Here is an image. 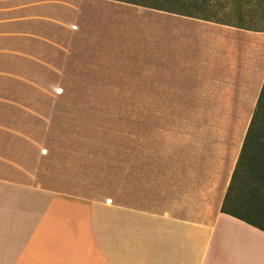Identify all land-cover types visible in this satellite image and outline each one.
Wrapping results in <instances>:
<instances>
[{
    "label": "crops",
    "instance_id": "1",
    "mask_svg": "<svg viewBox=\"0 0 264 264\" xmlns=\"http://www.w3.org/2000/svg\"><path fill=\"white\" fill-rule=\"evenodd\" d=\"M138 2L0 0V264H264V215L243 216L249 206L231 190L245 139L233 127H211V136L202 125L200 146L171 156L148 155L135 137L138 185L125 118L119 130L132 187L98 200L94 132H103L93 101H157L195 85L204 101H222L229 90L244 101L240 115L254 112L264 83V41L255 43V31L222 25L219 43L201 45L165 33L158 19L148 36ZM113 77L160 85L161 94L100 96L89 85L134 82Z\"/></svg>",
    "mask_w": 264,
    "mask_h": 264
},
{
    "label": "rangeland",
    "instance_id": "2",
    "mask_svg": "<svg viewBox=\"0 0 264 264\" xmlns=\"http://www.w3.org/2000/svg\"><path fill=\"white\" fill-rule=\"evenodd\" d=\"M142 2L144 6H140L139 9L146 14L147 18L145 22V28L147 30V35L151 33V30L156 28V21L164 28V31L174 30L175 33L185 34L187 35L189 42H195L201 45H206L207 43H219L220 38L219 32L220 30L224 31L226 28L222 25L225 22H215L208 21L205 19H199L195 17H190L188 15H197V16H208L218 21H226L231 24H235L238 22L240 14H242L243 18L251 23L250 21L254 20L252 23L255 24V16L259 15L255 12V2L254 0H134ZM150 6V7H145ZM151 7H157L159 9H154ZM184 23L186 25L194 24L198 29L203 28L202 26H206L205 29L209 30V35L206 36L200 33L192 32L191 30H183L179 28V25ZM231 26V25H228ZM233 27V26H232ZM237 28V27H235ZM253 34L255 35V43L263 44L264 41V32H257ZM261 33V34H260ZM206 34V32H205ZM182 37V35H181ZM180 37L182 42H188L187 37ZM165 40V44H167V39ZM122 78H127L130 80H134L132 83H107V84H89L94 86V90L99 92L100 96H107V93H113L112 95L123 96L125 94L131 95V92H141L147 91H159L162 87L157 84L139 85L136 77H113L111 79L115 81H122ZM202 78V77H201ZM137 81V82H135ZM171 84H165V88L172 89L170 87ZM200 89L203 91V85L201 82L198 83ZM153 87V88H152ZM178 87V86H176ZM151 88V89H150ZM175 88V86H174ZM187 86L182 87L181 89L176 88V92L169 91L165 93L168 95V98L161 100L150 101L148 99H103L91 101L93 103V108L98 109L100 112V118H102V123L99 124L101 132L103 134L95 133L94 135L98 136L100 141V154H99V163L98 166V175H99V197L98 200L100 202H105L107 200V195L109 191H114V188L123 189L128 188L131 189L132 181L136 182L139 185V165L134 163V152L133 145L135 137L140 140V136H142V141H144V145L147 147H151V151L147 150L148 155L154 156H171L173 151H177L179 146L184 147L186 149H193L195 146H200V144H196L194 141H199V135L204 134V131L200 132L199 129L202 125H206L209 128L207 130L210 131L211 136L213 132L211 131V127L217 126H225V127H233L237 131L244 132L245 137L251 123L253 113H242L238 114L237 112H241L244 107V101L242 100H232V93L229 90L223 94L224 98L222 101H212V100H201L198 99L199 95L197 92V88L193 85L190 91L186 89ZM167 90V91H168ZM166 91V89L164 90ZM108 93V96L110 95ZM207 93H203L206 95ZM219 104V105H217ZM89 105V104H88ZM85 104L82 106L84 109H87L88 106ZM225 105V110H213L217 112L215 114H211L212 110L204 109L206 106L208 107H221ZM151 107L158 108L157 115H151ZM141 108V109H140ZM141 110L144 114H137L138 111ZM255 110V107H254ZM253 110V111H254ZM110 111V112H108ZM128 111V114H125ZM232 111L236 114H231ZM246 111V110H244ZM137 112V113H136ZM190 112L194 114H189ZM200 113V114H199ZM207 113V114H206ZM85 112L83 113V115ZM90 115V114H89ZM83 119L86 117L81 116ZM96 118V117H95ZM127 122H126V119ZM128 123V135L126 140L129 141L128 148V159L130 163L128 164L129 173H132L134 179H129L125 172L124 164H123V148H122V140L123 133L119 130L121 127H124L125 122ZM137 125H141L142 128L137 127ZM115 127V130L113 129ZM89 131L88 129H85ZM142 130V131H140ZM136 132V133H135ZM207 134H210L208 131ZM219 133V132H216ZM254 140L259 138L261 135V130L253 131ZM136 134V135H135ZM110 138L112 141L111 146L109 148V152L111 155L107 156V152L103 149L104 142L107 141L105 138ZM95 138V137H94ZM191 138L193 142H188ZM245 140V139H244ZM173 141L175 144H173ZM253 145V144H252ZM251 143L247 148V153L244 155V158L241 163V178H239L237 182L236 194L237 198L240 201L244 202L247 206L249 203L248 194H246V190L249 189L250 186L247 184L249 180H251V173L253 172V162L255 160V150L253 149ZM209 146V145H208ZM206 145V147H208ZM262 145L255 144V147L260 150ZM214 147V146H213ZM243 147V145H242ZM264 148V147H262ZM254 150V151H253ZM242 151V149H241ZM105 152V154H104ZM241 153V152H240ZM145 154V153H144ZM251 154L253 157H251ZM263 154V153H261ZM263 159L261 156L257 157L255 160V177L264 180V166L260 165ZM259 168V170H257ZM132 180V181H131ZM91 200H96V197L89 195ZM96 198V199H95ZM249 200V201H248ZM122 202V201H120ZM84 220H90L91 215L90 212H84ZM81 230H85L81 229Z\"/></svg>",
    "mask_w": 264,
    "mask_h": 264
},
{
    "label": "trees",
    "instance_id": "3",
    "mask_svg": "<svg viewBox=\"0 0 264 264\" xmlns=\"http://www.w3.org/2000/svg\"><path fill=\"white\" fill-rule=\"evenodd\" d=\"M255 2V12L256 14H259L258 16L256 15L255 16V24H253L252 21H250L251 23H248V21L246 19L243 18L242 14H240V17L238 19V22L235 23V24H231L229 22H226V21H216L214 20L213 18H210L208 16H197V15H188L190 17H195V18H199V19H205V20H208V21H215V22H225L224 24L226 25H231L233 27H237V28H240V29H246V30H253V31H259V32H264V0H254ZM140 6H144L142 3H136ZM145 7H150V6H146ZM151 8H154V9H159L157 7H151ZM203 28L201 29H198L197 27H195V25L192 23L190 25H186L184 23H181L179 25V28L180 29H183V30H191L192 32H196V33H200V34H203V35H209V30L208 29H205L206 26H202ZM206 32V34H205ZM255 130H261V135L259 136V138H256V140H254V137H253V131ZM250 143L253 147V149L255 150V160L257 157L261 156V158L263 159L262 163L260 165H263L264 166V151H260L258 150L256 147H255V144H259V145H262L261 146V149L264 150V83H263V86H262V89L260 91V95L258 97V100H257V104H256V107H255V110H254V113H253V117H252V120H251V123L249 125V128H248V131H247V134H246V137H245V140H244V143H243V147H242V151L240 153V156H239V161H238V164H237V168L235 170V174L233 176V181L231 183V190H234L235 186L237 188V182L240 180L239 178H241L240 176H242L241 174V163H242V160L244 158V155L247 153V148L250 146ZM253 150V151H254ZM263 153V154H261ZM251 157L252 154H251ZM255 160H254V164H253V172L251 173V175H253V177H251V180H249L247 182V184L250 186V191L249 189L246 190V194H248V197L251 198L248 200L249 203L247 206H249L248 208V211L245 209H241V214L243 216H248L250 218L251 214H253L255 212V210H257L258 213H263L264 215V180L263 179H259L257 177H255ZM259 170V168L257 169ZM239 179V180H238ZM229 189V197H230V191ZM227 199H228V196H227ZM238 202L240 201V199H238ZM236 200V201H237ZM234 207V205H233ZM246 207V205H245ZM223 211L226 212L227 211V207L226 205L223 206ZM252 218V217H251ZM255 218V217H253Z\"/></svg>",
    "mask_w": 264,
    "mask_h": 264
}]
</instances>
